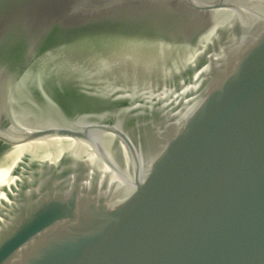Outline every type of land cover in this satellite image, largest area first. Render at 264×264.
<instances>
[{"label":"water","instance_id":"1","mask_svg":"<svg viewBox=\"0 0 264 264\" xmlns=\"http://www.w3.org/2000/svg\"><path fill=\"white\" fill-rule=\"evenodd\" d=\"M0 264H264V0H0Z\"/></svg>","mask_w":264,"mask_h":264},{"label":"bare ground","instance_id":"2","mask_svg":"<svg viewBox=\"0 0 264 264\" xmlns=\"http://www.w3.org/2000/svg\"><path fill=\"white\" fill-rule=\"evenodd\" d=\"M6 192L5 189H0V203L4 198H6Z\"/></svg>","mask_w":264,"mask_h":264}]
</instances>
